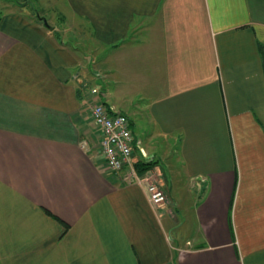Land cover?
I'll return each instance as SVG.
<instances>
[{"label": "crops", "instance_id": "1", "mask_svg": "<svg viewBox=\"0 0 264 264\" xmlns=\"http://www.w3.org/2000/svg\"><path fill=\"white\" fill-rule=\"evenodd\" d=\"M59 1L70 38L115 47L124 67L146 63L155 94L138 122L101 92L150 157L161 155L155 135L174 141L155 166L168 199L153 204L146 186L107 168L96 97L78 74L85 54L35 1L37 19L5 12L0 264H264V0Z\"/></svg>", "mask_w": 264, "mask_h": 264}, {"label": "rangeland", "instance_id": "2", "mask_svg": "<svg viewBox=\"0 0 264 264\" xmlns=\"http://www.w3.org/2000/svg\"><path fill=\"white\" fill-rule=\"evenodd\" d=\"M34 1L39 4L38 8L42 9L43 13L47 14L48 20L52 19L53 22H49L50 25H55V24L58 25L60 27L61 32L64 33L65 27L68 26V24L62 22L60 19L61 17L59 18L58 16L60 15V11H61V8L59 6V2H60L59 0H50L47 5L49 7L44 6L42 0H32V1L31 0H0V15H2L5 12H24L29 16H33V18L37 19V16L39 17L42 16L43 14L42 13H41L42 15L39 14L40 10L35 7ZM25 5H27L26 8H24ZM55 5L57 6L55 7ZM41 25L42 26L44 25L43 22L41 23ZM67 34L66 32L64 34L66 37L65 41H69L71 42L72 45L78 46V49H80L81 54L83 53L85 54V57L84 56L81 57L82 58L81 61L86 68V72L79 70L78 74L80 76V83L82 82L81 87L84 90V92H87L88 99H93V97L89 96L91 88L97 87L102 92H105V88L108 87L109 91L114 93V95L104 96L105 100L110 104L116 103L118 107L124 109L125 112L129 114L131 113L135 118V121L138 122L139 120L136 119V115L133 114L135 112L134 110L137 109L139 113H141V111L142 112L145 111L147 101H149L148 96L151 95L152 98H154V94H155L154 92H151L152 94L149 93L147 89L148 72L146 68V63H143L144 62L143 60L139 61L140 71H137L136 68L135 69L132 68L134 66L135 67L138 66V64L134 65L131 61L127 62V64L124 67L123 61H120L116 57L114 51L115 47L111 48L113 50L110 49L108 50L106 48L102 50L97 46L98 43L96 44V42L93 39H75V38H70L69 34L68 35ZM136 72L140 74H136V76H133L134 73ZM94 73L96 76L94 75ZM97 73L98 74L100 73V75L98 76ZM219 95L221 97L222 94ZM104 98H102V100H104ZM144 123H146L145 126H149L147 119H142V126L144 125ZM92 126H94V128L96 129L97 125L96 123L93 122ZM151 132H154V130L151 129ZM141 134L143 135L142 131ZM173 142H174L173 140H170V142H166L163 139V137L158 134L153 137V140L151 142V144L153 145L152 148L158 149L156 150L155 153L157 154V157L161 154L160 158H153L155 159V161H157L156 163L160 162L159 163L160 165H158L159 167L160 166L162 167L163 165V162L161 161L163 160L162 156L164 157L166 156L165 157L166 159L171 153L170 151L167 150L164 151L163 149L167 148L166 146L167 143L172 144ZM138 150L139 149H137L135 152L136 155L134 156V160H136L140 156L146 157V155H144L140 150L138 152ZM146 154H147L146 158H152L150 157L152 155L150 151L149 152L146 151ZM180 169H182V174H183L182 176L181 175L180 176L181 179H183L182 181H184L183 185L181 186H183L184 188H188V186L190 185V181L188 180L187 175L183 172L184 167L182 166V164L180 165ZM157 170L160 171L159 176L162 178V174H163L162 169L157 168ZM125 172H123V175H125ZM173 175L177 177V173H173L171 176L173 177ZM168 178L171 179L169 175ZM167 181L164 180V183L162 181V186L164 187L165 191L168 193ZM176 193H177V187L172 190V195L175 196ZM165 203H167V201Z\"/></svg>", "mask_w": 264, "mask_h": 264}, {"label": "built area", "instance_id": "3", "mask_svg": "<svg viewBox=\"0 0 264 264\" xmlns=\"http://www.w3.org/2000/svg\"><path fill=\"white\" fill-rule=\"evenodd\" d=\"M90 94L96 97L89 107L90 116L100 133V150L104 155L107 168L113 172L124 171L122 179L127 183L146 186L150 201L155 205L167 201V192L162 186V178L156 168L140 173L134 164L137 148L147 157L145 150L139 147L135 139L130 117L102 100V92L91 88Z\"/></svg>", "mask_w": 264, "mask_h": 264}, {"label": "trees", "instance_id": "4", "mask_svg": "<svg viewBox=\"0 0 264 264\" xmlns=\"http://www.w3.org/2000/svg\"><path fill=\"white\" fill-rule=\"evenodd\" d=\"M260 51H261V54H262L263 59H264V45L263 44H260ZM138 152H139V150H138ZM156 162L157 161H155V159H153V158H146L143 156H140L136 160H134V164L140 173H145L149 169H152L153 167H155Z\"/></svg>", "mask_w": 264, "mask_h": 264}, {"label": "water", "instance_id": "5", "mask_svg": "<svg viewBox=\"0 0 264 264\" xmlns=\"http://www.w3.org/2000/svg\"><path fill=\"white\" fill-rule=\"evenodd\" d=\"M42 20L44 21V24L50 28V29H54V27L52 25H50V23L48 22L47 18L45 16L41 17Z\"/></svg>", "mask_w": 264, "mask_h": 264}]
</instances>
